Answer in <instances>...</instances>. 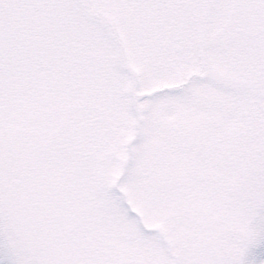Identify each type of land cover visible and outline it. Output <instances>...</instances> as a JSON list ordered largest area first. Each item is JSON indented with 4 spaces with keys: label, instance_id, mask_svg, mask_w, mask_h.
I'll use <instances>...</instances> for the list:
<instances>
[{
    "label": "snow or ice",
    "instance_id": "snow-or-ice-1",
    "mask_svg": "<svg viewBox=\"0 0 264 264\" xmlns=\"http://www.w3.org/2000/svg\"><path fill=\"white\" fill-rule=\"evenodd\" d=\"M0 264H264V0H0Z\"/></svg>",
    "mask_w": 264,
    "mask_h": 264
}]
</instances>
